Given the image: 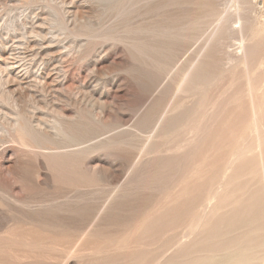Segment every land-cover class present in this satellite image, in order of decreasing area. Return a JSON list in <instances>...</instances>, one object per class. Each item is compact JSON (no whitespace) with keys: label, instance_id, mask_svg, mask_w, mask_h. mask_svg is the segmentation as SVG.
<instances>
[{"label":"rangeland","instance_id":"1","mask_svg":"<svg viewBox=\"0 0 264 264\" xmlns=\"http://www.w3.org/2000/svg\"><path fill=\"white\" fill-rule=\"evenodd\" d=\"M87 1L98 9L95 20L103 30L113 24L125 30L187 27L182 37L169 40L166 60L177 62L168 76V64L163 65L156 79L160 86L153 79L143 88L145 65L122 42L97 39L94 51L79 57L87 37L49 19L36 26L44 25L38 28L53 44L34 45L25 54L26 37L40 39L28 31L33 12L44 18L51 9L43 1L0 0V66L15 56L18 71L26 63L29 90L39 97L38 76L59 64L53 73L74 92L85 88L88 96L80 100L95 117L101 116L99 101L105 105L100 129L89 141L109 136L127 141L67 157L66 168L40 163L45 157L23 154L6 132L15 109L0 97V264H264V0H130L128 19L127 12L108 8L110 0ZM25 7H30L29 24L23 25ZM218 24L230 48L249 46V56L227 72L215 62L209 66L216 76L211 85L183 86L175 93L181 71ZM238 25L241 33L233 27ZM49 52L55 61L49 62ZM52 93H43L46 103L37 116L52 120L53 108L73 115V107ZM173 97L179 106L175 117L154 145L143 147L153 124L143 128L150 118L142 114L149 107L160 111ZM21 157L31 170L17 165ZM219 167L227 169L225 177ZM235 257L240 262L231 261Z\"/></svg>","mask_w":264,"mask_h":264},{"label":"bare ground","instance_id":"2","mask_svg":"<svg viewBox=\"0 0 264 264\" xmlns=\"http://www.w3.org/2000/svg\"><path fill=\"white\" fill-rule=\"evenodd\" d=\"M30 1L31 2H33V1L45 2L47 4V6L49 7V9H51V13L49 14V16H47L48 15L47 14L46 15L47 17L44 16V18L43 17L40 18L41 17L40 14L33 12V14H35V16L33 15L34 18L31 19L32 21L30 23H32V26L29 25L30 27L28 28V31H30L32 36L34 34L36 37H39L40 39L38 41H36L33 39L34 37L32 38L30 36H27L23 42V44H24L23 53H25V54L29 50L31 51L34 48V45H39L41 47H43L46 44L51 45L50 43H52L53 40L48 38V33L44 34L43 30L38 28V27L44 26V25H39V26L37 25L36 26V22L41 21V22L45 23L47 21V19H49V21L51 20L53 23H55L56 25H58L59 27H61L63 30H65L68 33H72L75 36L80 35V36L87 37L85 39L86 44H84L82 46H80V44H79V46H80L79 49L78 50L76 49L79 57L82 54L87 55V54L92 53L95 49L94 47H95V43H96L97 39L106 38V39H112L115 41L117 40V41L122 42L124 44L126 50H128V52L130 53V55L136 60H142L144 65H145V69L143 70V73H142V86L144 85L143 88H145V86L148 83H150L153 79L156 83L155 87L157 88L158 85L160 86L161 82L156 81V79L158 76L157 74H159V72L164 68V66H163L164 64L166 66L168 64V66H169V67L167 66V68H169L167 70V76L170 75L171 72L174 70V67L176 65L177 60H175V62H173V63L171 62L170 65L166 60L167 55L170 53L169 51L171 50V47H172L169 43L170 42L169 40L174 39L173 41H175V39L182 37L183 36L182 31L186 30L187 27H184L180 30H177L175 27L163 28V27L159 26L160 27L159 28L158 26L142 27V25H138V26L130 27V28H129V26H127L126 30H125L122 27L123 25L118 26L119 24H113L111 26L109 25V26L104 27L105 30H103L101 28V26L96 23V20H95L96 16L98 15V13H97L98 9L95 8V6L88 5L87 0H30ZM133 3H135V2H133ZM129 4H130V0H110L109 1L110 6L108 8L115 9L118 12L119 11L120 12H127L126 15H128L131 11V6H132V5L129 6ZM44 6H46V5H44ZM29 8L25 7V10H23V11H27V12L23 13L21 20H20L21 24H23V25H26L27 23L29 24V21H28V18H29L28 9ZM131 14L128 15L127 19L130 17ZM39 15H40V17H39ZM237 19H238V21H237V23H238L239 20H242V17H240V15H239L237 17ZM240 23L242 24V22H240ZM5 25H6V23H5ZM48 25H49V23H48ZM51 25H49V26H51ZM233 27L235 28V30L238 29V31L240 33L243 30L242 25L241 26L238 25V27L237 26H233ZM222 28H223V26H221V24L217 25L214 33L211 34V36L208 39V42L205 45V47H203L198 52L199 55H197L196 58L193 59L189 63V65L181 71V73H180L181 75L179 77V80H180L179 85L176 86L175 93L180 91L183 88V86H185V87L191 86V89H199V88L201 89V86L211 85L215 81L216 76L214 77L215 74H211L213 72L210 71L211 67H209V66L214 65L215 62L219 63L221 72L222 71L227 72L231 68H233L237 63H239L241 60H244V59H246V57L249 56V54H250L249 53V46L241 45L240 50L230 48L228 43L223 38L224 34L221 32ZM122 29H123V31H122ZM142 32L144 34L143 37H142ZM56 36H58V35L56 34ZM18 37H20V36H18ZM53 38H54V36H53ZM56 38H58V37H56ZM21 42H22V40H21ZM81 42H84V41H81ZM17 47H18V45H17ZM6 51L4 52V55H5ZM8 55H9V53H8ZM12 55H14V54H12ZM12 55H9V56L12 57ZM18 55H20V54H18ZM54 55L55 54H50V52H49V56H50L49 62L55 61L57 56H54ZM16 58H17L16 56L13 58L8 57V59L4 61V67L0 66V97L6 103L11 104L15 109V111L13 112V114H14L13 118L12 119L10 118L11 120L8 121V123H7V127H6L7 131L6 132L10 135V137H12L14 140H16L22 146L21 149H22L23 154H27V151L28 152H32V151L33 152H39L38 154H40L42 157H45V159L40 160V163H43V164L50 163L54 166H58V169H59L61 167L66 168L69 166V163L66 162V160H65L67 157L79 155L82 153H90V152H94L95 150L108 149V148L111 149L113 147L120 146V144H125L127 142V141H124V138L120 137V136L119 137L118 136H109L107 138L99 140L96 143H93L92 141L90 142L89 139H90V136L92 135V132L97 128L100 129V123L102 121L103 113L105 110V105H103V103L99 101L98 104L101 108V113H100L101 116L95 117L94 112L92 111L90 106H84L83 102L80 100L81 95L84 94V97L88 96L85 88L80 86L77 88V91L74 92V90L71 89L70 87H65V83H64L65 81L60 79L61 75L59 76L58 73H53L54 70L57 69V66L59 64L57 66L54 64L56 66L55 68L46 69L44 71V73H42L41 76H38V78H40V80H41V83L37 82L34 85V87L40 88V91H39L40 96L37 97L35 92L33 93L32 91L29 90L27 79L29 78L30 73L28 71L29 69L25 68L26 63H23L22 65H20V66H23V69L18 71L17 70L18 66H15V63L18 62L16 60ZM28 59H29V57H28ZM46 63L49 67L50 63H48V62H46ZM31 64L33 65V63H31ZM262 64H263V61L259 63V66H261ZM97 69H98V67H97ZM72 86H73V84H72ZM262 86H263V84H261L260 87H262ZM73 88H74V86H73ZM45 92H47V93L53 92L52 95L54 93H56V95H57V96H55L56 99H58L61 102L66 103L68 106H72L73 108H71V107L70 108L74 109V111H73L74 113H72L73 115L67 116L66 113L63 111V108H61V109L60 108H58V109L53 108V111L56 113V116H54L53 119L51 118L52 120H49L50 118L49 119H46L44 117L42 118L43 115L37 116V113L42 108V106H40L41 103H46L45 102L46 100L44 101L45 96L43 95V93H45ZM73 93H75V96L73 95ZM52 95H50V96H52ZM29 102L32 104L31 107L33 108V111H30L27 108ZM173 103H174V97L160 111L155 110L153 112V107H149L142 114V119H146V117L150 118V121L145 126L142 125L143 128L148 127L149 123H150V125L153 124L152 131L150 130V132H152V134L150 136L146 137L143 147H146L147 145L148 146L154 145L157 142V139L159 138V136L161 134L160 132H161V129L163 128V125L166 124L167 122L169 123L171 120H173V118L175 117V113L177 112V109L179 107L177 105H174ZM172 104L174 107H172ZM97 110H98V108H97ZM257 112L261 113V109L259 108ZM0 117H1V115H0ZM236 121L238 123V118ZM219 123L222 125L223 122L219 121ZM232 123H233L232 125L236 124L235 121H233ZM95 126H97V127L94 128ZM139 127H141V123H140ZM25 156H27V155H25ZM11 162H13V161H11ZM17 165H19L20 167L24 166L25 168L30 169L29 160L24 159L22 157L18 158ZM98 165L101 166V164H98ZM12 166H13V164H12ZM216 167H217V165H216ZM13 168L14 167H12L11 169H13ZM102 168H104V166ZM97 169H99V168H97ZM220 169H221V170H219L220 176L225 177L227 169H223L222 167ZM98 174L99 175L102 174V171H98ZM29 184H30V182H29ZM47 184H48V182H47ZM219 184H220V182H219ZM222 188L223 187L220 184V186H218L216 190H218L220 192V189H222ZM210 199L211 198H209L208 200H210ZM28 203L30 204V202H28ZM234 260H238V262H240V257H235L231 261L234 262ZM218 263L219 262L215 261V262H212L211 264H218Z\"/></svg>","mask_w":264,"mask_h":264}]
</instances>
